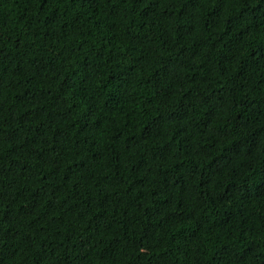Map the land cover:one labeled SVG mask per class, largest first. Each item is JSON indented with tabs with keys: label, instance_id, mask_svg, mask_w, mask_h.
Masks as SVG:
<instances>
[{
	"label": "trees",
	"instance_id": "16d2710c",
	"mask_svg": "<svg viewBox=\"0 0 264 264\" xmlns=\"http://www.w3.org/2000/svg\"><path fill=\"white\" fill-rule=\"evenodd\" d=\"M0 264H264V0H0Z\"/></svg>",
	"mask_w": 264,
	"mask_h": 264
}]
</instances>
